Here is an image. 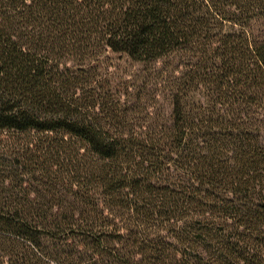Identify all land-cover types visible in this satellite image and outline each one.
Returning a JSON list of instances; mask_svg holds the SVG:
<instances>
[{"label": "trees", "instance_id": "trees-1", "mask_svg": "<svg viewBox=\"0 0 264 264\" xmlns=\"http://www.w3.org/2000/svg\"><path fill=\"white\" fill-rule=\"evenodd\" d=\"M263 22L264 0H0V264H264ZM111 55L154 66L136 104Z\"/></svg>", "mask_w": 264, "mask_h": 264}, {"label": "rangeland", "instance_id": "rangeland-1", "mask_svg": "<svg viewBox=\"0 0 264 264\" xmlns=\"http://www.w3.org/2000/svg\"><path fill=\"white\" fill-rule=\"evenodd\" d=\"M255 28L257 35L260 39L264 40V22L257 25ZM111 59L112 71L114 73L112 82L122 87L120 89L122 93L125 94L128 90L131 96L126 98H128L132 105L136 104L137 99L134 98L139 95L140 88L147 86L149 77L153 74L152 72H154V66L130 63L126 58L122 59L118 55H111ZM148 89H151V86H148ZM145 94L146 93H141L143 100L147 99ZM142 104L143 101L140 105Z\"/></svg>", "mask_w": 264, "mask_h": 264}]
</instances>
